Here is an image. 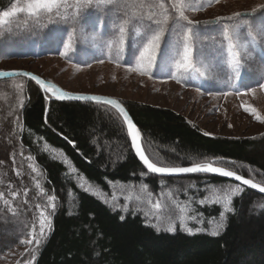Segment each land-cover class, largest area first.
I'll return each instance as SVG.
<instances>
[{
    "label": "trees",
    "instance_id": "16d2710c",
    "mask_svg": "<svg viewBox=\"0 0 264 264\" xmlns=\"http://www.w3.org/2000/svg\"><path fill=\"white\" fill-rule=\"evenodd\" d=\"M255 1L245 3L254 5ZM128 2L147 5L159 0ZM171 2L167 0V5ZM175 2L187 6L189 18L219 5L208 7V0ZM13 3L24 0H0V12ZM137 11L129 8L128 18ZM143 12L147 14V7ZM237 12L250 13L251 9ZM81 20L73 31L64 23L43 20L36 24L26 13L17 14L0 25V64L56 59L64 64L57 65L62 71L110 65L137 77L139 73L128 67L136 66L135 58L146 42L135 31L143 32L147 21L134 22L123 61L118 62L115 50L109 52L103 42L114 38L118 31L114 22L118 26L123 19L116 20L111 11L89 9ZM253 20L254 24L264 21V12ZM220 27L202 25L193 31L214 35ZM69 43L71 50L60 55ZM171 45L169 32L154 63L156 76L146 77L170 79L167 75L174 69L163 58L168 48L172 51ZM254 57L237 85L227 78L225 73L230 70L226 65L211 54L201 68L219 79L205 80L196 74L187 85L181 84L202 92L258 86L264 78L260 63L264 47L259 43ZM259 73L261 77L252 81ZM36 74L61 85L42 71ZM196 79L202 81L200 86ZM116 99L135 122L151 162L164 167L212 163L264 186V132L253 136L210 134L170 107ZM124 123L111 105L60 101L23 76L0 79V259L7 251L26 246L18 264H264V195L211 174L161 177L148 173L131 149ZM237 189L243 191L235 192ZM156 203L161 205L159 209L154 207ZM42 212L51 226L45 225L44 235L40 233ZM33 237L39 239V245L21 243Z\"/></svg>",
    "mask_w": 264,
    "mask_h": 264
},
{
    "label": "snow or ice",
    "instance_id": "6c2138e0",
    "mask_svg": "<svg viewBox=\"0 0 264 264\" xmlns=\"http://www.w3.org/2000/svg\"><path fill=\"white\" fill-rule=\"evenodd\" d=\"M221 0H208V7L212 3L220 4ZM147 7L148 12L145 14L143 9ZM186 5L177 4L172 0L170 6L167 5V0H159L156 4L144 3H129L128 0H75L70 3V0H24V3H13L8 10L0 12V25L7 24L10 18L17 16L19 13H26L29 18L34 19L36 24H40L43 20L48 23H64L70 25L73 31L77 26L82 24L81 14L86 10L103 9L105 13L114 12L116 20L123 19V23L118 24L114 22V27H118V31L114 34V38L108 39L103 43L109 52L115 50L118 62L123 61V54L126 48V41L129 38L130 31L133 33L134 22L143 23L145 20V30L143 32L135 31L136 36L144 35L146 42L143 44L139 51L138 56L135 58L136 66L128 67V71L138 72L140 75H149L155 77L153 72L154 63L158 56L161 44L166 34H172V52L173 63L172 70L167 77L175 80L178 84H188V81L193 75L198 74L199 77L205 80L219 79V76L212 77L207 71L202 70L204 59L209 55H213L222 62L223 67L226 65L230 72H226L227 78L232 79V74L239 78L246 66H250L255 62L254 49L259 43L264 47V21L254 24L253 18L258 12H264V4L251 9L250 13L233 12L229 16L217 15L214 20H196L189 18L185 13ZM203 7V5H202ZM138 9L137 12L128 18V9ZM153 9H159L154 11ZM240 22L227 23L226 21ZM132 25L133 27H129ZM221 25L220 30L214 35H197L193 29L197 26ZM47 27V25H45ZM69 41L72 36L69 35ZM71 50V43L64 45V51L60 55L64 56ZM198 54V57H197ZM102 63L103 60L99 59ZM264 65V58L260 60ZM119 66V63H118ZM90 67V65H89ZM216 67V66H215ZM21 75L30 77L31 81H35L45 92L51 91L56 95L58 100H95L102 99L101 96H82L72 95L69 92L61 91L55 84H47L37 75H32L28 72L13 73L10 71L0 72V76L9 77L11 75ZM258 87L264 91V82H259ZM200 89H198L199 91ZM246 92H255V88H249ZM239 94V90H237ZM228 93H224L227 95ZM105 104L116 105L119 107L115 99L104 100ZM250 109L245 108V111ZM255 111V109H251ZM120 113L124 114V120L127 122L128 135L131 137L132 147L135 149L136 155L146 166L148 173L151 174H182V173H204V174H219L221 177H234L236 181H242L243 185H250L252 188L259 187L252 179H244L242 175H238L235 170H228L226 166H213L212 163H196L191 167H164L158 166L156 162H150L149 157L142 151V146L139 143L140 133L137 131L136 126L128 115L125 114L124 108H120ZM207 135V133H205ZM35 171V169H33ZM235 192L243 191V189L234 190ZM260 191L264 192V187H260ZM15 195V193H13ZM54 200L55 197H49ZM200 203L203 204V201ZM159 209L161 205L156 203L154 205ZM229 212L232 208L225 205ZM181 211H183L181 209ZM223 215V213L221 214ZM43 219L40 223V233L44 235L45 225L49 224V218L43 212L41 213ZM125 217L121 216V220ZM160 220V216H156ZM196 219V217H191ZM183 222V217H181ZM168 232L173 229L169 227ZM215 234V233H213ZM24 245H39V239L35 237L21 241ZM27 250V249H26Z\"/></svg>",
    "mask_w": 264,
    "mask_h": 264
},
{
    "label": "rangeland",
    "instance_id": "374dc122",
    "mask_svg": "<svg viewBox=\"0 0 264 264\" xmlns=\"http://www.w3.org/2000/svg\"><path fill=\"white\" fill-rule=\"evenodd\" d=\"M255 2L254 5H248L245 0H227L210 9L194 12L190 18L204 20L217 15L252 9L261 3L259 0ZM169 48L163 59L173 63V52ZM59 64L63 63L56 59H24L3 62L0 64V69H27L34 73L42 71L60 82V86L68 91L103 94L170 107L210 134L253 136L264 132V91L258 86L251 87L255 88V92H246L245 90L249 88L240 91L238 86L237 89L231 88L227 91L202 92L194 87L178 84L173 79L151 80L139 74L135 77L132 73H125L110 65L92 66L73 72L69 68L59 70L57 68ZM255 75L256 78L252 81L261 77L260 73ZM196 80L195 83L200 86L202 81ZM238 80L239 78L235 76L230 82L237 85ZM261 81L264 82V78ZM225 92L228 94L224 95ZM245 108L250 110L245 111ZM25 250L26 246H20L7 251L0 259V264H18Z\"/></svg>",
    "mask_w": 264,
    "mask_h": 264
},
{
    "label": "water",
    "instance_id": "95a60500",
    "mask_svg": "<svg viewBox=\"0 0 264 264\" xmlns=\"http://www.w3.org/2000/svg\"><path fill=\"white\" fill-rule=\"evenodd\" d=\"M3 71H10V72H13V73H19V72H28V73H30V74H32V75H37L36 73H34L33 71H30V70H27V69H0V72H3ZM15 76H21V75H17V74H14V75H11V76H9V77H2V76H0V79H6V78H11V77H15ZM37 76H39V75H37ZM23 77H26V76H23ZM41 79H43V80H45L46 82H47V84H55L58 88H60V90L61 91H65V92H69L70 94H72V95H82V96H101L102 97V99L101 100H99V101H95V100H92V101H89V100H81V101H83V102H91V103H104V100H111V99H115L116 101H117V103H118V105H119V107H117L116 105H111L112 107H114V109H116V111H118L119 113H120V108H124V112H125V114H127L128 115V117H129V119H131L132 120V122H133V124L136 126V124H135V122L133 121V119H132V117L130 116V114H129V112L127 111V109L125 108V106L122 104V102L119 100V99H116L115 97H111V96H107V95H101V94H96V93H84V92H73V91H68V90H66V89H64V88H62V87H60L59 85H57L56 83H54V82H52V81H49V80H46V79H44V78H42L41 76H39ZM26 78H29L30 79V77H26ZM43 90V89H42ZM44 91V90H43ZM45 92V91H44ZM46 93H48V94H50L52 97H54L55 99H56V95L54 94V93H52L51 91H48V92H46ZM58 100V99H57ZM61 101V100H60ZM63 101H76V100H63ZM108 105H110V104H108ZM120 115H121V117L123 118V120H124V114H121L120 113ZM124 124L126 125V129H127V122L124 120ZM136 128H137V126H136ZM137 131H138V129H137ZM127 132H128V129H127ZM129 136V135H128ZM129 139H130V142H131V137L129 136ZM139 143L141 144V146H142V143H141V138H140V140H139ZM131 147H132V143H131ZM143 147V146H142ZM131 149H133V151H134V153H135V155H136V152H135V149L132 147ZM142 151H144V149L142 148ZM136 157L138 158V160L140 161V163L141 164H143V162L139 159V157L136 155ZM151 162V161H150ZM143 166H144V168L147 170V168H146V166L143 164ZM159 166V165H158ZM192 165H190V166H183V167H191ZM213 166H216V165H213ZM217 167H220V166H217ZM229 170V169H228ZM191 174H193V173H182V174H156L157 176H161V177H178V176H185V175H191ZM194 174H204V173H194ZM209 174H211V173H209ZM238 174V173H237ZM155 175V174H154ZM211 175H215V176H219V174H211ZM238 175H240V174H238ZM219 177H221V176H219ZM222 178H224V179H227V180H231V182L233 181V182H236V183H238V184H240V185H243V183H242V181H236L235 180V178L234 177H222ZM243 178L244 179H249V178H247V177H244L243 176ZM254 182V181H253ZM254 183H256V184H258L259 185V187H257V188H252L250 185H243V186H245V187H247V188H249V189H251V190H253V191H255V192H257V194H261V195H264V192H261L260 191V187H264L263 185H261V184H259V183H257V182H254Z\"/></svg>",
    "mask_w": 264,
    "mask_h": 264
}]
</instances>
